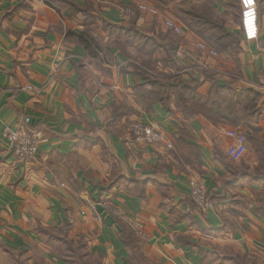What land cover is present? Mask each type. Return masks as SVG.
Wrapping results in <instances>:
<instances>
[{"label": "crops", "instance_id": "obj_1", "mask_svg": "<svg viewBox=\"0 0 264 264\" xmlns=\"http://www.w3.org/2000/svg\"><path fill=\"white\" fill-rule=\"evenodd\" d=\"M253 1L254 39L245 37L240 0L236 20L224 21L239 51L211 56L188 31L181 40L191 57L172 53L171 66L162 16H121L148 0H0L1 264H22V254L25 264L38 256L67 264L64 237L100 264H128L127 232L139 264H264V163L249 144L231 161L224 132L245 128L215 125L195 109L223 90L239 117L257 112L251 120L263 138L264 0ZM128 25L162 53H134ZM151 57L159 85L183 81L194 94L156 100L139 73ZM132 122L158 128L172 149L131 141ZM18 127L38 137L28 166L13 160L3 134ZM192 182L209 193L208 209L192 202Z\"/></svg>", "mask_w": 264, "mask_h": 264}, {"label": "trees", "instance_id": "obj_2", "mask_svg": "<svg viewBox=\"0 0 264 264\" xmlns=\"http://www.w3.org/2000/svg\"><path fill=\"white\" fill-rule=\"evenodd\" d=\"M153 2H159V0H152ZM205 2H208V0H204ZM211 1V0H210ZM209 1V3H210ZM48 5L50 3H47ZM159 4V5H160ZM163 4V3H162ZM180 12L184 15L189 16V20L183 21V16L181 14H176L177 21L182 23L187 30L194 34L199 39L203 40L207 46L210 48L217 50L219 53H225V52H237L239 51V37L235 34L227 32L225 29V22H217L210 20L207 18V16L203 17L201 14H199L197 11H186L181 9ZM136 15V14H135ZM137 18V16H134ZM134 22V20H133ZM104 28H107L104 25ZM125 32L122 30L121 32L126 33V35H129V37H132L130 35V32L134 30L132 28V25H128L125 27ZM135 31V30H134ZM90 33V32H87ZM128 40V39H127ZM165 51L166 47H165ZM167 64H170L171 66H176V61L173 58L172 53H167ZM141 71V70H140ZM140 75L143 77L145 84L148 86H151L154 93H156L158 96L156 100H160L162 96H166L170 93L176 94L178 99L181 98L182 101H185L188 99L190 94H194V91L190 86H186L187 84L183 81H167V84L164 86L159 85V81L156 79L151 78L147 72L141 71ZM215 98L217 100L206 101L203 100L201 102V108L199 104H196L195 109H197L199 112L201 111L204 116L209 118L210 121H212L215 125L216 123L220 125H226L230 127H240L241 125L243 128H245L246 133L245 136L247 138V142L251 146L252 150L255 152L259 163H264V135L261 139L262 132L257 129L254 125V122L251 120V113L252 116L257 115V112L252 111H243L245 117H239L235 110V102L228 98L226 93L223 90L217 89L215 92ZM179 108L183 107L182 104L177 105ZM263 152H261V151ZM123 244L128 252V264H137L136 258H135V246L136 243L133 241L130 233H125L122 236ZM61 242H64L63 244V253L69 257V259L66 260L67 264H77L76 261H74L73 256H71L70 248H69V240L62 238ZM133 243V245H132ZM130 245V246H129ZM61 250V249H59ZM57 250L59 255H62L60 251ZM76 258V257H75ZM79 258V257H78Z\"/></svg>", "mask_w": 264, "mask_h": 264}, {"label": "built area", "instance_id": "obj_3", "mask_svg": "<svg viewBox=\"0 0 264 264\" xmlns=\"http://www.w3.org/2000/svg\"><path fill=\"white\" fill-rule=\"evenodd\" d=\"M240 2L245 37L247 39H254L256 37V12L254 1L240 0ZM138 10L151 15L156 13L155 10L143 5L140 6ZM131 13V9H125L122 11L121 16L126 19ZM165 27L175 35L181 34L180 28L175 26L172 22H166ZM197 48L203 52L209 53L211 56L216 55L215 52L209 50L202 43H198ZM175 57L178 60H189L191 55L184 46H179L175 50ZM24 90L30 91L31 88L27 87ZM3 134L10 143L11 156L16 163L28 166L36 161L39 152L38 137L36 135L24 131L21 127L14 130L5 128ZM126 134L131 138V141L135 143H140L142 145L160 144L167 150L172 149V144L164 133L151 125L132 122L128 125ZM224 134L232 140V144L226 149V156L233 162L239 161L247 151L245 136L237 130H226ZM190 197L192 202L202 210H206L211 206L209 193H207L205 188L198 182H192ZM104 208L107 212L111 211L109 205L106 203L104 204ZM114 214L118 215L115 211ZM94 219L98 220L99 218L94 217Z\"/></svg>", "mask_w": 264, "mask_h": 264}, {"label": "rangeland", "instance_id": "obj_4", "mask_svg": "<svg viewBox=\"0 0 264 264\" xmlns=\"http://www.w3.org/2000/svg\"><path fill=\"white\" fill-rule=\"evenodd\" d=\"M148 1L151 4H144L143 6H147V7H150L151 9L155 10L156 13L153 14L152 16H156V15L162 16L163 26L165 29H166L165 23L166 22H172V23H174L175 26L179 27L181 30L180 35H175L167 29H166L167 32H165L166 36L165 37L163 36L164 38H162V36L159 35V37L164 39V41L166 43V45L165 44L164 45H165L167 51L164 50L163 53H175L176 48L179 46H182V47L184 46L189 51V53H191V51L187 48V46H185L183 44V42L181 40L182 34L188 32V30H187V28L184 27V25L182 23L177 21L178 19L176 18V14H178V15L181 14L183 16V21L189 20V16L184 15L180 12L181 9L186 10V11H190V10L197 11L203 17L207 16V18H209L210 20H213L214 22L217 21L220 23L227 21V20L228 21L236 20L238 13L240 12L238 4H237L238 3L237 0H211V1L208 0V2H205L204 0H159V2H161V4L158 3L157 1L156 2H153L152 0H148ZM209 1H210V3H209ZM140 6H142V5H139L137 7H130V6L125 7L122 9V11L125 9H131L132 13L128 17V18H130L135 13L139 14V15H140V13H143V12H140L138 10V8ZM219 6H222V8L224 10L222 13L218 10ZM240 6H241V4H240ZM122 11H121V13H122ZM225 29H226V27H225ZM171 33L174 35V38H176V41H174L172 39L173 36L171 38V36H170ZM161 34H164V33H161ZM130 35L135 38V40H136L135 42L137 43V45L139 47L137 50H134V53H162V51H159V47L157 46V42L150 41L146 37V34L144 32L133 30L132 32H130ZM198 43H202L209 50H211L215 53H218L217 50L210 49L209 46H207V44L203 40L200 39V42H198ZM142 45L143 46L149 45L150 48L148 47L147 50H146V48L142 49L141 48ZM199 51H201V50H199ZM137 60H138V57H137ZM138 61H139V63H141L140 60H138ZM157 64H158L157 61H155V59L153 57H151L150 59H147V62H143V64H140V65L143 68L142 70L147 71V74H149V76H150V74H155V75L157 74L156 73L157 71H155V69H154V68H156ZM155 79H157V76L155 77ZM245 139H246V144H249L247 142L246 136H245ZM248 146L251 147L250 145H248ZM263 149H264V146H263ZM104 204H105V202H104ZM112 209L114 211H116V209H114V208H112ZM138 235L142 236V234L139 231H138ZM134 242L136 243V241H134ZM132 245H133V243H132ZM69 248H70V252H72L71 256H73V258H71V259L76 261L77 264H100L99 262H97V260H94L90 254H88L87 250H85L79 244H76V242L75 243L69 242ZM36 256H38V254ZM134 256L136 258V263L139 264V256L136 253ZM9 258H12V257H9ZM20 258H21L22 264H25L24 260H26V257H24V254H22V256H20ZM35 263L36 264H44L40 260L39 256L35 260ZM237 263L238 264H245V263H243L242 259H239L237 261ZM263 263H264V261H263ZM0 264H1V259H0ZM102 264H103V262H102ZM246 264H247V262H246Z\"/></svg>", "mask_w": 264, "mask_h": 264}]
</instances>
